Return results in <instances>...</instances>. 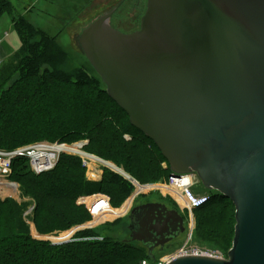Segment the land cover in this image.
Returning <instances> with one entry per match:
<instances>
[{
  "label": "water",
  "instance_id": "obj_1",
  "mask_svg": "<svg viewBox=\"0 0 264 264\" xmlns=\"http://www.w3.org/2000/svg\"><path fill=\"white\" fill-rule=\"evenodd\" d=\"M79 43L170 177L195 174L235 206L226 259L192 254L168 264H264V0H125ZM129 220L126 242L152 261L187 229L158 203L134 208Z\"/></svg>",
  "mask_w": 264,
  "mask_h": 264
},
{
  "label": "trees",
  "instance_id": "obj_2",
  "mask_svg": "<svg viewBox=\"0 0 264 264\" xmlns=\"http://www.w3.org/2000/svg\"><path fill=\"white\" fill-rule=\"evenodd\" d=\"M13 12L11 0H0V21L11 15L20 40L18 50L7 60L13 62L0 68V151L42 141L68 145L87 141L84 151L121 166L140 183L168 181L171 170L161 150L133 128L93 67L92 72L82 68L65 72L68 53L57 39L25 16L14 17ZM11 163V180L20 184L24 197L35 202L29 221L44 235L90 220L88 211L77 205L80 197L105 193L119 205L135 189L109 170H104L101 181H89L82 160L69 154L60 156L53 171L40 175L32 170L27 157ZM210 197L194 210L200 228L221 225L230 218V208L235 209L218 192ZM170 203L179 210L173 200ZM31 206L0 198V264H140L150 260L147 249L139 244L106 236L95 239L101 237L95 231L79 233L78 241L60 246L36 241L24 217Z\"/></svg>",
  "mask_w": 264,
  "mask_h": 264
},
{
  "label": "rangeland",
  "instance_id": "obj_3",
  "mask_svg": "<svg viewBox=\"0 0 264 264\" xmlns=\"http://www.w3.org/2000/svg\"><path fill=\"white\" fill-rule=\"evenodd\" d=\"M125 0H11L14 6V12L12 15L14 17L25 16L29 22H32L34 26L49 34V36L55 37L57 43L68 53V60L63 66L65 72L70 74L79 69H87L92 72V67L90 62L87 60L86 56L81 49L79 38L82 31L86 29L93 21L98 19L104 14H107L114 10L116 7L120 6ZM7 18H11V15H6ZM12 23V20L9 19ZM9 20H4L0 22V27L4 25L3 22H9ZM14 30V29H13ZM5 37V35H3ZM18 36V35H17ZM9 35L7 34L8 38ZM5 41L3 38L2 43ZM1 46V45H0ZM1 54V52H0ZM9 57L3 58L0 55V68L4 67V64H11L7 61ZM7 61V63H6ZM6 66V65H5ZM127 139H130L126 136ZM37 142L36 144L43 143ZM64 144V143H63ZM61 145L63 150L71 149L84 156H78L69 154L71 156H77L82 160L83 167L84 161L88 164L86 168V177L89 181L99 182L103 178L104 170H109L112 173L118 174L124 177L130 182V184L135 188L130 197L125 199L119 205H115L111 202L110 197L105 193H96L87 196L86 201H82V205L77 202L78 206H82V210H87L90 220H82L80 225H76L71 229L65 230L63 232H55L50 235H44L39 233L34 224L29 220L33 217V210L35 208V202L32 198L24 197L22 194V189L19 183L12 181L16 186L17 190L12 192H6L2 187H0V198L2 199H14L19 204L25 203L32 205L24 214L28 225L30 226L31 236L36 241L49 242L52 245H63L65 242H75L79 233L86 231H95L101 237L95 238L102 240L103 236H106L114 241H124L130 239V213L131 211L139 206L146 205L149 203H158L166 205L170 210H176L184 218L186 224V232L181 234L178 238L169 243L165 250H157L154 255H156V260L152 261V264H158L161 260L162 262H167L172 260V258L177 256H182L187 252H198L205 255L215 256L223 255V258H227L229 251L233 246V240L235 236V211L234 207L230 208V218L222 223L221 225H205L199 227L197 222V216L195 212H189L186 209H176V207L171 205L173 197L169 195L168 191L161 188L165 187V181L153 183H140L136 181L124 168L117 166L113 162L105 161L98 156L92 155L84 151V145H87V141H82L74 144H64ZM35 144L25 145L21 148L33 147ZM19 149V148H18ZM63 155V154H62ZM92 160H87V159ZM53 166L44 170L43 172H50L55 169ZM163 167L167 168V164L163 163ZM101 179H95L92 176H99ZM134 181L136 182L134 184ZM165 189V188H164ZM197 193L202 195L211 196L213 191L209 193L206 192L202 184L198 185ZM13 194V195H12ZM12 195V196H11ZM99 201L104 202V208L99 211L101 214L103 210L109 209L106 215L112 213V217H104L98 219V214L94 213V206L99 203ZM227 203V201H224ZM179 207V206H178ZM97 216V217H96ZM85 240V239H83ZM138 245L139 243H134ZM139 246H142L139 244ZM143 247V246H142ZM216 257V256H215ZM218 257V256H217Z\"/></svg>",
  "mask_w": 264,
  "mask_h": 264
},
{
  "label": "built area",
  "instance_id": "obj_4",
  "mask_svg": "<svg viewBox=\"0 0 264 264\" xmlns=\"http://www.w3.org/2000/svg\"><path fill=\"white\" fill-rule=\"evenodd\" d=\"M7 37V34H5ZM4 36L0 35V45L2 44ZM63 143H50L43 142L39 144H35L33 147L28 148H19L13 151H0V186H4L5 184L10 185L15 192L17 190V186L11 181L10 176L12 175V163L13 160L17 157H27L30 160V165L35 174L40 175L44 173L43 171L48 169L49 167L57 164L60 156L62 154H73L78 156H84L79 154L71 149L63 150L61 145ZM64 145V144H63ZM68 145V144H67ZM84 147V146H83ZM92 160V159H87ZM84 166L87 167L88 164L84 161ZM87 169H89L87 167ZM95 179H98L99 176H92ZM136 182L134 181V184ZM200 185V180L195 174H184L177 177H169V180L165 183V189L161 188L165 191L169 192V195L173 197L174 201L179 205L181 209H186L189 212H193L205 204H207L211 197L207 195H198L196 193V189ZM13 195V194H12ZM11 195V196H12ZM87 201V196H82L79 198V204L82 205V201ZM103 206H94V213L98 214ZM198 255L203 253L198 252H187L184 255ZM219 258H223V255H215ZM169 262V261H168ZM167 262H162V260L158 264H166ZM140 264H152L148 259H144Z\"/></svg>",
  "mask_w": 264,
  "mask_h": 264
},
{
  "label": "crops",
  "instance_id": "obj_5",
  "mask_svg": "<svg viewBox=\"0 0 264 264\" xmlns=\"http://www.w3.org/2000/svg\"><path fill=\"white\" fill-rule=\"evenodd\" d=\"M11 18H7L6 16H4L1 21L4 20H9ZM0 21V22H1ZM4 25L2 27H0V34L5 35L8 34L9 37L5 38V41L1 44L0 46V52H1V57L3 58H7V57H11L13 56V54L18 50L19 46H20V40L19 37L17 36V34L15 33V31L13 30V25L11 23V21L9 20V22H3ZM98 179L100 180L101 177L99 175Z\"/></svg>",
  "mask_w": 264,
  "mask_h": 264
},
{
  "label": "bare ground",
  "instance_id": "obj_6",
  "mask_svg": "<svg viewBox=\"0 0 264 264\" xmlns=\"http://www.w3.org/2000/svg\"><path fill=\"white\" fill-rule=\"evenodd\" d=\"M0 187H2L4 190H6L7 194H8V192H12V190L14 191V189L12 187H10V185H7V184H5L4 186H0ZM103 205H104V202L103 201H99V203L96 204L95 207L103 206ZM107 211L110 212L109 209L105 208L101 214H98V216H99L98 219H102V218L108 217V216L112 217V213L109 214V215H106ZM168 263H166V264H168Z\"/></svg>",
  "mask_w": 264,
  "mask_h": 264
},
{
  "label": "flooded vegetation",
  "instance_id": "obj_7",
  "mask_svg": "<svg viewBox=\"0 0 264 264\" xmlns=\"http://www.w3.org/2000/svg\"><path fill=\"white\" fill-rule=\"evenodd\" d=\"M140 26H141V23H140V25H139V28H140Z\"/></svg>",
  "mask_w": 264,
  "mask_h": 264
}]
</instances>
